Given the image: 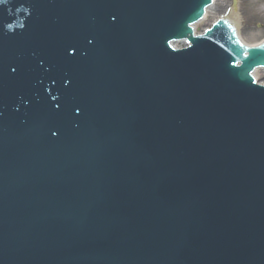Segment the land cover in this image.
<instances>
[{
  "label": "water",
  "instance_id": "1",
  "mask_svg": "<svg viewBox=\"0 0 264 264\" xmlns=\"http://www.w3.org/2000/svg\"><path fill=\"white\" fill-rule=\"evenodd\" d=\"M210 3L0 4V264H264V43Z\"/></svg>",
  "mask_w": 264,
  "mask_h": 264
},
{
  "label": "rangeland",
  "instance_id": "2",
  "mask_svg": "<svg viewBox=\"0 0 264 264\" xmlns=\"http://www.w3.org/2000/svg\"><path fill=\"white\" fill-rule=\"evenodd\" d=\"M233 7L235 14L232 21L236 25V31L246 43H257L264 39V0H217L215 2V14L208 15L205 20L197 23V31L203 30L218 15L229 11Z\"/></svg>",
  "mask_w": 264,
  "mask_h": 264
},
{
  "label": "bare ground",
  "instance_id": "3",
  "mask_svg": "<svg viewBox=\"0 0 264 264\" xmlns=\"http://www.w3.org/2000/svg\"><path fill=\"white\" fill-rule=\"evenodd\" d=\"M217 0H215L214 1V3L210 6V7H208L206 10H205V15H204V18L201 20V21H203V20H205V18L208 16V15H212V14H215V12H214V10L213 9H215L214 7H215V2H216ZM235 14V8L233 7V9H232V12H231V14L229 13V12H227L226 11V13L224 14V13H222V15L223 16H225V17H229L231 20H232V15H234ZM219 17H220V15H218ZM217 16V17H218ZM232 16V17H231ZM218 17V18H219ZM200 21V22H201ZM196 25L197 24H195V27H194V29H196ZM251 45H253V44H256V43H250Z\"/></svg>",
  "mask_w": 264,
  "mask_h": 264
},
{
  "label": "snow or ice",
  "instance_id": "4",
  "mask_svg": "<svg viewBox=\"0 0 264 264\" xmlns=\"http://www.w3.org/2000/svg\"><path fill=\"white\" fill-rule=\"evenodd\" d=\"M5 2H6V0H0V4H4ZM8 27L11 28L12 25H9Z\"/></svg>",
  "mask_w": 264,
  "mask_h": 264
}]
</instances>
